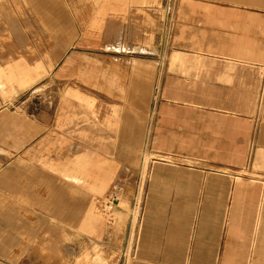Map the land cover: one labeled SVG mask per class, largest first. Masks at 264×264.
Segmentation results:
<instances>
[{"label": "crops", "instance_id": "crops-1", "mask_svg": "<svg viewBox=\"0 0 264 264\" xmlns=\"http://www.w3.org/2000/svg\"><path fill=\"white\" fill-rule=\"evenodd\" d=\"M30 2L51 43L0 53L45 69L29 90L47 88L0 90V264L43 260L66 236L75 251L111 243L99 203L146 149L163 158L126 264H264V172H242L264 148V0H178L162 61L117 42L146 28L131 0Z\"/></svg>", "mask_w": 264, "mask_h": 264}, {"label": "rangeland", "instance_id": "rangeland-1", "mask_svg": "<svg viewBox=\"0 0 264 264\" xmlns=\"http://www.w3.org/2000/svg\"><path fill=\"white\" fill-rule=\"evenodd\" d=\"M92 1H94L92 4L81 5L84 11L91 12L95 8L99 10L103 6V3H105V0ZM168 1L144 0V3L140 2L138 4L137 0H131V7L134 8L135 12H137L138 6L147 8L145 12L146 28L145 30L138 31L137 22L134 27L130 28L129 32L127 29L123 30L121 28L117 34V42L120 45L122 43H125V45L130 43L133 46L143 45L140 52L141 56L151 58L155 56L160 61L164 60L169 43L168 34L178 0H171L169 7H167ZM57 4L61 7L63 5L65 11H70L68 6L64 4V0H57ZM154 7L155 11L149 10ZM37 12V7L30 0H0V49L3 46L9 49L11 44H16L19 46V49H25L29 46L32 53L36 54L32 50L33 45L40 43L43 39L47 43H51V39L46 33L41 31V29H37L40 28L35 19L38 17ZM158 25H161L160 35H157ZM4 54V51L0 53V59L3 64L0 67V90L3 92H5L4 90L8 91L6 92L8 95L21 93L23 97L31 96L30 94L34 90V96L40 99L47 87L39 84L35 89L29 90V88L44 78L47 71L34 67L31 68L34 75H25L24 69L26 68L23 66L17 68L8 67L12 63L10 60L15 55L21 57V52L8 53L7 56L3 57ZM195 59H197V62H200V58ZM157 84H159L158 81ZM70 91L66 87L65 92L67 97H72V92ZM261 151L263 153H260ZM162 158L161 155H156L150 149L143 150L137 163L129 167H123L120 170L121 174L116 181L114 189L107 197H103L101 203H99L102 213H105L106 218L113 223L111 243L102 246L98 245L94 249L86 248L88 244H84L81 250L75 251L68 243L69 237L66 236L65 245L59 242L44 246L38 253V255L43 256V260H26L24 264H126L129 256L132 254L136 241L137 225L141 215L148 172L154 162L162 160ZM256 158L262 159V163L256 161ZM185 163L183 166H194L193 168L203 170L221 169L193 161H185ZM250 170L264 172V148L254 149L249 166L243 169L242 172H249ZM93 251H96L94 256L91 254Z\"/></svg>", "mask_w": 264, "mask_h": 264}, {"label": "built area", "instance_id": "built-area-1", "mask_svg": "<svg viewBox=\"0 0 264 264\" xmlns=\"http://www.w3.org/2000/svg\"><path fill=\"white\" fill-rule=\"evenodd\" d=\"M170 2H171V0L168 1L167 7H169Z\"/></svg>", "mask_w": 264, "mask_h": 264}, {"label": "bare ground", "instance_id": "bare-ground-1", "mask_svg": "<svg viewBox=\"0 0 264 264\" xmlns=\"http://www.w3.org/2000/svg\"><path fill=\"white\" fill-rule=\"evenodd\" d=\"M24 73H25V75H26V69H24Z\"/></svg>", "mask_w": 264, "mask_h": 264}]
</instances>
